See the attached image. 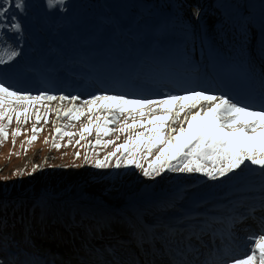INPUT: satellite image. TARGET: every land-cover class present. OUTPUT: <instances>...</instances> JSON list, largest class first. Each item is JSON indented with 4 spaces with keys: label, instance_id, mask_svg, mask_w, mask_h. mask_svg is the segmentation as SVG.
I'll use <instances>...</instances> for the list:
<instances>
[{
    "label": "rangeland",
    "instance_id": "374dc122",
    "mask_svg": "<svg viewBox=\"0 0 264 264\" xmlns=\"http://www.w3.org/2000/svg\"><path fill=\"white\" fill-rule=\"evenodd\" d=\"M30 1L34 0H24L27 7L26 14L33 5L36 7V3ZM79 1L84 2V0ZM177 5L191 31H194L201 13L207 11L212 17L207 23L208 33L214 41L220 44L224 37H231L234 41L232 32L240 37L245 46L243 51L245 58L250 61L255 73L264 81L262 65L264 47L260 45L255 47L248 43H256L255 37L259 30L264 28V0H178ZM162 7L166 8L164 2ZM224 11L230 12V15L226 16ZM34 21L37 24L36 20ZM5 36L9 38L10 35H7V32L1 34L0 49L5 47ZM195 37L193 36L194 39ZM8 46L6 45V48ZM62 95L69 98L81 96L70 91ZM96 95L93 90H89L84 93L82 100ZM68 105L65 101L64 107ZM56 106V101H52L49 105L52 109L50 114H54L53 116L49 114L47 124L41 120L37 125L41 130L31 146L27 141L32 136V126L35 123L34 109L29 112L27 123H23L21 117V122L18 124L16 115L13 114L12 124L8 127V139L0 144V261H3V264H55L58 255L63 252L81 257L79 261L87 264H98L94 254L100 251L108 253L106 258L109 264H116L114 261L116 259L120 260L121 264H139L143 257H150V252L166 255V245L179 244V237L174 236L170 229L165 233L162 228L151 230L149 226L177 224L186 212L196 207L198 198L189 205L187 203L198 194L199 188L208 191L227 181L220 182L215 179L208 182V178L200 173V177L205 181L195 183L190 179L192 172L168 170L166 175L165 169L158 175L145 177L143 171L134 165L126 166L122 162L121 167L116 168L119 152L106 161L108 167L97 168L96 161H105V158L124 142L130 132L121 134L117 131L109 136H102V144L95 146V124L91 134L85 132V139H80L81 125L86 123V117L82 115L80 120L72 121L73 126L66 130L75 135L57 138V143L60 145L57 150L52 147V140L56 135L53 128ZM123 119L124 117H121L120 125L110 127L119 128L123 124ZM135 119L143 120L144 117L137 116ZM68 123L70 122L67 118L61 120V124ZM131 123L132 121H129V124ZM145 126L148 127L147 124ZM176 127H179V122ZM17 128L20 129L21 134L15 137L13 146V133ZM117 136L119 139H116ZM109 140H114L115 144L104 147V143ZM156 155L157 153L153 152L147 159H141L144 168L150 163H160L156 161ZM16 172L23 174L14 175ZM156 204L164 206L160 213L154 211L153 206L160 207ZM148 212L152 214L149 215ZM88 216L91 217L89 222L93 224L92 226L85 225ZM20 219L23 223L19 226ZM78 219H82L80 221L84 225L80 224ZM139 219L144 224L143 233L150 237L148 240L144 239L149 243V246H144L145 249L130 245V247H107L103 245L104 241H100L107 238L105 235H112L114 222L127 224V227L132 225L130 231L135 232L139 230L135 224ZM54 221L55 226H53ZM102 222L104 225L100 228L87 233V230L97 227ZM73 223L75 225H72ZM69 225L72 227L69 228ZM70 231H73V236ZM45 234L48 235L46 239ZM92 235L96 236L91 237ZM123 235L121 234L120 237ZM84 238L92 253L86 250L75 251L78 250L77 247H84L80 245ZM188 243L191 244L189 237ZM199 247L200 245H196V249ZM255 264L259 262L256 261Z\"/></svg>",
    "mask_w": 264,
    "mask_h": 264
},
{
    "label": "bare ground",
    "instance_id": "6f19581e",
    "mask_svg": "<svg viewBox=\"0 0 264 264\" xmlns=\"http://www.w3.org/2000/svg\"><path fill=\"white\" fill-rule=\"evenodd\" d=\"M33 2L36 3V7L33 5L31 13L36 14L34 19L38 25H35L34 20H31L26 14H23L25 10L21 12L17 9H10L18 13L17 19L20 20L16 21L25 28L21 25V32L24 29L26 34L23 37L26 39L22 41L18 36H15V40L21 45L20 50L24 48V52L32 51L34 53L27 56L28 62L41 61L45 63V56H49L51 60L57 59L59 63L70 64L78 58H84L91 70L87 81L92 80L98 84L105 83L106 86H111L112 92L110 91L108 95L159 99L165 95L175 94L174 87H177L179 94L193 90L217 94L218 91L221 93V85L217 81V72L220 68L237 66L239 62L240 68L250 72L249 65L244 59H242L243 62L238 61L237 54L242 50L241 46L235 50L236 53L239 50L237 54L233 50L227 52L215 43L210 35L204 34L201 38L197 37V27L192 32L190 26L177 25L178 23L173 21L174 14L180 16L176 7L177 0H100V2L97 0L94 2L91 0H84V2L65 0V4L62 6L63 10L61 6L49 8L47 0L30 1V3ZM162 2L167 6L165 10L161 9ZM129 15L134 16L136 23L128 17ZM207 19L208 14L202 12L199 21L206 32ZM148 22L149 25H147ZM6 23L8 24V22ZM157 23L160 24V28L158 31H154ZM20 33H16V35ZM169 35L174 37L176 43L173 49L161 43V40ZM193 35L196 36V39H193ZM259 35L264 36V28L259 30ZM152 38H156L158 42L154 49L150 50L149 42ZM262 41L263 39L260 42ZM27 42H33L31 46L34 51L26 48L29 46ZM218 57H220L219 63L216 61ZM0 68L4 72L6 71L5 64H1ZM81 74H87L86 69L81 70ZM167 79L174 81V86L170 87L171 91L157 87L158 83L163 84L161 81L166 82ZM261 89L263 88L259 87V90ZM126 91H129L130 94L127 95ZM259 94L263 96V92ZM77 104H79L78 101ZM132 107L129 106L128 110L132 111ZM246 169H248L247 173L239 175L238 179L241 180H237L235 186L226 187L228 191L232 190V193L228 194L230 197L239 193L237 190L239 185L246 196L249 193L264 192V172L255 166H249ZM201 190V188L197 190L199 196L203 191ZM215 194L213 193L212 197ZM261 195L263 194L257 195L260 200L257 203L260 202L262 205L256 206L264 209V196ZM192 197L193 195L190 196V198ZM200 199L208 205L213 203L208 198L200 196ZM210 209L219 210L220 208L211 205ZM135 224L139 230L130 233V235L133 239L141 240L143 225L140 220L139 222L136 220ZM113 225L118 227L121 234H124L120 237L122 238L121 242H124L128 237L129 230L120 222H114ZM157 227L164 230L163 224ZM216 227L218 230L226 231L228 229L227 224L216 225ZM135 243L137 244L139 241ZM166 247L170 248L169 245ZM82 249L78 248V250ZM107 255L108 253L101 251L94 254L98 264H109ZM158 255V261L152 257L153 264L166 261L160 254ZM168 258L174 262L172 254H169ZM79 259L81 257L63 252L57 257L55 264H87ZM114 261L119 262L117 259ZM149 262L147 258L141 260V264H149ZM211 262L213 261L208 263L204 261L200 264H211Z\"/></svg>",
    "mask_w": 264,
    "mask_h": 264
},
{
    "label": "snow or ice",
    "instance_id": "6c2138e0",
    "mask_svg": "<svg viewBox=\"0 0 264 264\" xmlns=\"http://www.w3.org/2000/svg\"><path fill=\"white\" fill-rule=\"evenodd\" d=\"M47 3L49 8L61 6L62 9L65 0H47ZM12 7L23 12L24 0H0V25H3L0 31L6 28L8 31L20 33L21 25L15 16L12 17L11 24L5 22ZM18 55V51H0V64L9 63ZM52 101H58L54 109L56 119L53 122L56 135L52 140V147L57 150L60 147L57 138L75 135L66 130L73 126L72 121L80 120L82 115L86 117V123L81 125L80 139H85V132L91 134L95 124V146L102 144V136H109L117 131L121 134L130 132L105 161H96L97 168L108 167L106 161L119 152L116 168L121 167L122 162L126 166L134 165L143 171L145 177L158 175L165 168L170 171L201 173L210 180L225 177L242 165L255 166L264 172V107L251 108L234 102L228 96L202 90L165 95L159 99L105 94L80 100L76 96L69 98L47 93H21L0 81V144L8 139V127L12 124L13 114L16 115L18 124L21 117L23 123H27L29 112L34 109L35 123L32 126V136L27 141L31 146L41 130L37 125L41 120L48 123L47 116L52 111L49 108ZM65 101L70 107H64ZM129 106H133L132 111L128 110ZM137 116L144 119L137 120ZM121 117L124 119L119 128L110 127L120 125ZM64 118L70 123L61 124ZM129 121L132 123L129 124ZM177 122L179 127H176ZM136 128L143 130L136 131ZM20 134V129L17 128L13 133V146L15 137ZM109 144H115V141L109 140L103 146L107 147ZM89 146H92L91 142ZM153 152L157 153L155 159L160 163H150L144 168L141 159H147ZM249 239L254 245L250 254L234 259L231 264H255L256 261L264 264V231Z\"/></svg>",
    "mask_w": 264,
    "mask_h": 264
}]
</instances>
